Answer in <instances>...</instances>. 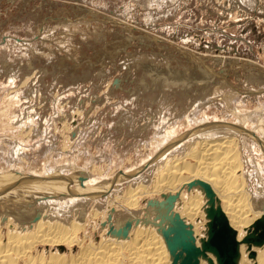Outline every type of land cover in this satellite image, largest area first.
Returning a JSON list of instances; mask_svg holds the SVG:
<instances>
[{"label":"rangeland","instance_id":"rangeland-1","mask_svg":"<svg viewBox=\"0 0 264 264\" xmlns=\"http://www.w3.org/2000/svg\"><path fill=\"white\" fill-rule=\"evenodd\" d=\"M207 66L213 67L206 72L210 88L193 78ZM168 67L184 70L174 85L155 78ZM260 117L264 0H0V172L75 185L72 173L82 168L88 176L79 180L91 188L136 174L129 175L133 182L127 177L103 190L109 197L24 199L36 208L48 203L61 218L87 219L80 237L99 240L110 220L144 217L149 199L169 193L151 187L133 209L113 202L138 182L150 186L162 147L169 155L183 152L187 137L169 146L175 137L216 120L245 121L261 135ZM239 134V173L259 201L264 148L251 134ZM94 208L105 215L93 217Z\"/></svg>","mask_w":264,"mask_h":264},{"label":"bare ground","instance_id":"bare-ground-1","mask_svg":"<svg viewBox=\"0 0 264 264\" xmlns=\"http://www.w3.org/2000/svg\"><path fill=\"white\" fill-rule=\"evenodd\" d=\"M128 37L127 39L131 38V36ZM191 57L193 62L199 59L197 56L191 55ZM215 59L218 62L224 61L221 56H217ZM210 66L202 67L201 72L197 71L198 74L195 72L196 68L194 76L192 75L197 82H202L204 87L211 75V73L210 75L206 73L207 70L213 71V67ZM198 67L200 66L198 65ZM166 69L167 71H163V73L160 70L155 78L159 80L162 77L163 83L165 80L168 85L175 80L174 78L177 79L184 74V70L181 69V71L171 67ZM224 72L226 74L228 71ZM187 74L185 77L189 75ZM217 76L220 75L217 73ZM193 78H189V80H193ZM191 80L190 85H192ZM195 80L193 82L197 83ZM174 82L173 85L176 83ZM184 85L188 86L189 84ZM205 88L202 89L205 91ZM260 121L257 126L262 132L261 135L253 129L247 128L245 121L229 123L216 120L194 128L185 135L181 133L180 136L173 137L169 146L175 145L179 139L187 137L188 142L182 145L183 152L169 155L166 154L168 147H162L161 149L164 148L160 149L162 153L157 155L158 158L162 157L158 165L159 172L157 171L158 173L155 174L156 178L153 179L150 186L143 184L142 181L135 185L131 183L134 185L130 189L131 191H124L125 193H121L122 195H116L113 202H120L122 207L133 209L140 206L142 197L150 193L151 187L154 191L159 192H179V202L174 209L187 223L193 225L197 243L200 245L199 240L202 235L199 231L201 228L203 229L204 222H207L204 211L207 197L200 187L194 186L188 189L187 184L195 179H201L213 187L231 226L238 232V239L242 240L247 228L264 213L262 207L264 204V182L257 191L260 193L262 191L263 197L257 201V193L249 189L243 173H239L243 160L238 134L240 132L251 134L252 138L261 142V146L264 148V118L260 117ZM188 157L194 161H189ZM151 163L152 161H149L147 166ZM76 169L71 177L73 181L77 182L75 185L69 182L61 183L62 180L57 176L43 179L38 176L18 174L11 170L0 172V264H21L22 262L19 263V260H24L23 264H117L122 259H128L134 264H171V254L165 239L154 224L143 221L134 223L126 237L110 233L106 226L99 232L100 239L96 240L93 236L85 235V232V236L80 237V233L88 223L87 219L83 222L75 217L74 219H70L69 216L61 218L57 209L51 208L48 203L45 204L49 208L45 204L36 208V206H32V203L25 202L24 199L31 201L46 199L48 201L50 198H69L81 193L87 195L84 198L86 200L95 196L98 198L99 192L109 197L110 192L107 193L103 190L108 189L112 183V186L116 185L135 174L131 171L113 179L97 181L98 183L95 184L97 190H95V186L91 188L89 183L86 184L79 180L88 176L85 169ZM132 173L133 175H130ZM131 181L133 182V178ZM99 215L104 216V210L94 208L93 217ZM87 237H89L88 240ZM47 245L51 246L50 250L46 251L45 247L39 249V246ZM74 245H78V250L73 248ZM253 252L255 255H252ZM210 256L213 258L214 264H218L214 255L210 254ZM239 263L264 264V245L249 248L246 244H241ZM201 264L209 263L205 259H201Z\"/></svg>","mask_w":264,"mask_h":264},{"label":"water","instance_id":"water-1","mask_svg":"<svg viewBox=\"0 0 264 264\" xmlns=\"http://www.w3.org/2000/svg\"><path fill=\"white\" fill-rule=\"evenodd\" d=\"M115 82L118 83L119 79ZM194 186L203 189L207 197L204 208L207 219L206 230L205 236L199 240L200 245L197 243L193 225L187 223L174 209L179 199V192L163 193L161 200L149 199L144 217L130 215L113 224L110 215L109 232L126 237L133 222L143 221L156 225L170 251L171 264H201V259L214 264L210 254L214 255L218 264H240L241 244H246L249 248L264 245V213L247 228L245 236L239 240L238 232L231 226L213 187L201 179H195L187 184L188 188ZM262 207L264 211V204ZM252 255L255 253L253 252Z\"/></svg>","mask_w":264,"mask_h":264}]
</instances>
